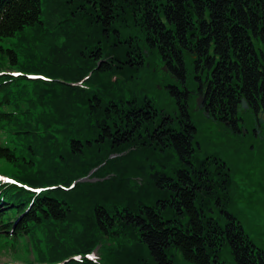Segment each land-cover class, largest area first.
<instances>
[{
  "label": "trees",
  "instance_id": "trees-1",
  "mask_svg": "<svg viewBox=\"0 0 264 264\" xmlns=\"http://www.w3.org/2000/svg\"><path fill=\"white\" fill-rule=\"evenodd\" d=\"M156 59L185 96L175 118L149 95ZM204 91L228 127L243 97L264 118V0H0V172L16 180H0V239L24 241V264H227L224 248L264 264L232 215L203 237L199 193L229 182L197 155ZM165 148L178 163L150 172Z\"/></svg>",
  "mask_w": 264,
  "mask_h": 264
},
{
  "label": "rangeland",
  "instance_id": "rangeland-1",
  "mask_svg": "<svg viewBox=\"0 0 264 264\" xmlns=\"http://www.w3.org/2000/svg\"><path fill=\"white\" fill-rule=\"evenodd\" d=\"M154 62L155 73L147 86L149 95L157 107L175 118L180 114L178 97L184 103L185 96L170 92L169 85L179 83L170 77L166 65L160 59ZM188 86L192 87L191 79L188 80ZM199 95H195L188 104V111L198 127V158L211 156L222 160L225 165L223 172H215L213 178L217 183H222L223 179L229 180L225 189L217 184L206 205L207 213L221 224L231 221L229 215L234 216L251 239L264 247V118L258 113L259 118L255 121L253 109H240L239 114L245 124L243 131L238 133L199 108ZM157 154L159 156H155ZM177 160L174 151L165 148L157 149L145 160V164H148L150 172L155 169L169 172L173 164L178 163ZM155 164L157 168H154ZM20 243L16 245L5 238L0 239V264L25 263V258H28L27 247L24 241ZM221 258L227 264H236L227 248L222 250Z\"/></svg>",
  "mask_w": 264,
  "mask_h": 264
},
{
  "label": "flooded vegetation",
  "instance_id": "flooded-vegetation-1",
  "mask_svg": "<svg viewBox=\"0 0 264 264\" xmlns=\"http://www.w3.org/2000/svg\"><path fill=\"white\" fill-rule=\"evenodd\" d=\"M204 92L200 93V95H202ZM256 120H258V113H256V116H255V121ZM244 124H245V120L242 117H240L239 120H237L236 122H234V124L233 123L230 124L229 127L231 129H233L234 131L240 133L244 129ZM209 174L210 175H213V176L215 175V173H213V172L212 173H209ZM194 186H195V184L192 183V188H194ZM185 188H186V186H183V185L181 186V190L182 189H185ZM202 194L204 195V197L202 199L204 200L205 204L206 203L208 204L209 201H210V198L212 197V195L210 194L211 195V197H210V195H205V192H200L199 193V195H202ZM197 213L200 215L199 222H200L201 228L203 230L202 231L203 232V237H206L207 238L208 235H209V233L211 231L217 230V227H216L215 224H217L219 222H217L215 220H212V219L205 218L206 213H203V214H200V212H197ZM213 223H215V224H213ZM181 226H182V231H186V230L189 231V232H192L193 231L192 230L191 218L182 220L181 221Z\"/></svg>",
  "mask_w": 264,
  "mask_h": 264
},
{
  "label": "water",
  "instance_id": "water-1",
  "mask_svg": "<svg viewBox=\"0 0 264 264\" xmlns=\"http://www.w3.org/2000/svg\"><path fill=\"white\" fill-rule=\"evenodd\" d=\"M166 70H167V68H166ZM205 85H207V84H205ZM205 97H206V92H204V93L200 96V98H199V100H198V107H199V108H203V107H204ZM248 107H249V104H248V102L246 101V99L243 97V98L241 99V105H240V107H239V110L242 109V108H246V109H247ZM82 180H84V179H82Z\"/></svg>",
  "mask_w": 264,
  "mask_h": 264
}]
</instances>
